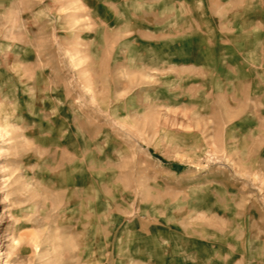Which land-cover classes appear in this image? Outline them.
Segmentation results:
<instances>
[{"label": "rangeland", "instance_id": "1", "mask_svg": "<svg viewBox=\"0 0 264 264\" xmlns=\"http://www.w3.org/2000/svg\"><path fill=\"white\" fill-rule=\"evenodd\" d=\"M0 264H264V0H0Z\"/></svg>", "mask_w": 264, "mask_h": 264}]
</instances>
